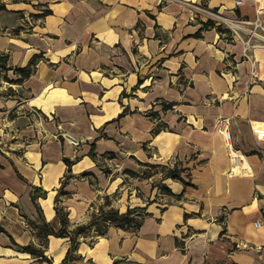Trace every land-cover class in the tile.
Returning <instances> with one entry per match:
<instances>
[{"label":"crops","instance_id":"obj_1","mask_svg":"<svg viewBox=\"0 0 264 264\" xmlns=\"http://www.w3.org/2000/svg\"><path fill=\"white\" fill-rule=\"evenodd\" d=\"M235 1L0 0L12 67L0 72V264H264V138L253 131L264 47L252 79L241 42L193 7L254 16L253 0ZM31 58L25 78L5 79ZM226 117L233 160L216 126ZM156 162H177L188 183L137 170ZM118 167L142 176L119 198V212L143 214L139 227L108 224L89 241L92 225L64 261L70 237L44 225L87 224L120 188Z\"/></svg>","mask_w":264,"mask_h":264},{"label":"built area","instance_id":"obj_2","mask_svg":"<svg viewBox=\"0 0 264 264\" xmlns=\"http://www.w3.org/2000/svg\"><path fill=\"white\" fill-rule=\"evenodd\" d=\"M241 2L242 0H236L235 5ZM253 6L255 14L251 19L242 16L228 17L217 10L206 8L202 5L193 6L205 13L207 18L214 19L215 25L222 27L220 34L225 37V40H239L241 42V54L243 59L249 62L252 79L256 78L257 75L256 60L253 52L258 47H264V22L262 19V15H264V0H253ZM216 126L225 140L227 154H229L231 160L235 159L237 154H235L232 146L229 118H219ZM253 131L259 137L264 138V123H255ZM65 137H67L72 145H78L79 141L71 135H66Z\"/></svg>","mask_w":264,"mask_h":264},{"label":"trees","instance_id":"obj_3","mask_svg":"<svg viewBox=\"0 0 264 264\" xmlns=\"http://www.w3.org/2000/svg\"><path fill=\"white\" fill-rule=\"evenodd\" d=\"M3 5L0 4V7H2ZM213 10H216L215 8ZM44 13L49 12V10H43ZM214 24V19L208 17V19H206V21H204L203 23V27L208 28L209 26H213ZM217 26L218 30H222V27L219 25H215ZM7 55L3 52H0V72L4 71L6 72L8 69H11L10 67L7 66ZM35 67V61L31 58L30 61L23 67H13V70L18 72L20 77L13 79V78H9L7 77V75H5V79L7 81H11V80H22L23 78H25V76H27L29 73H31L33 71ZM163 107H167V105L163 102ZM91 155L93 156V153H91ZM67 165H68V170L70 169V165L71 162L69 159L64 158ZM145 165H148L149 167H158L160 166L159 170H153L152 172H147L143 170V173L145 175H151V174H155L158 171H162L163 172V177H173V178H178L183 180V178L181 177V172L183 170H185V168H182L181 166H177V162H175L173 165H168V164H164V163H145ZM131 172L136 174V171L129 169ZM185 183H188V181H184ZM36 192H38L40 195H43L45 192H41L39 191L37 188H35L33 194H32V199L33 202H35V198H36ZM37 205V203H36ZM37 208L39 209V207L37 206ZM136 208H131L129 207L128 209H126V211L124 212H119L116 208H108V209H104V208H100L99 209V213L98 215L92 217L87 224H81V225H76L75 228H73V230H67L64 227L59 228V231H55L52 227H50L49 225L45 224L44 225V231L46 234H55V235H62V236H69L70 237V244H71V248L67 251V254L64 257V261L66 260V258L77 248L78 246V239L77 236L79 233L81 232H85L87 229V227L94 225L95 223L99 220H103L104 221V225H108V224H114L123 228H133V229H137V227H139L141 220L143 218V214L140 213H136L135 212ZM98 231V230H97ZM100 232V231H98ZM103 233V232H101ZM98 233V234H101ZM24 249H26L29 252H34L37 253L38 255H41V250L38 248H35L33 246H29V245H25Z\"/></svg>","mask_w":264,"mask_h":264},{"label":"rangeland","instance_id":"obj_4","mask_svg":"<svg viewBox=\"0 0 264 264\" xmlns=\"http://www.w3.org/2000/svg\"><path fill=\"white\" fill-rule=\"evenodd\" d=\"M159 163H162V162H159ZM105 170V172H111V167L106 165L103 167ZM159 170L160 169V166L154 168V167H149L148 165H140L139 167H137V170L138 171H149V172H152L153 170ZM114 176L113 177H116V180L119 181V186L120 188H116L114 190V192H112L110 195H103V204L105 205L104 206V209H108V207L106 206V204H108L110 207L109 208H116L118 211H119V205L120 203L123 201V200H119L120 198V193L123 192V191H127L129 189H133V188H137V185L135 184L138 180L141 179V175L136 171V174L131 172L128 169H125V168H122V167H118L117 170H114ZM114 203L115 207L112 206V204ZM90 227H87V229H85L87 232V230H90ZM106 228H107V225H104V221L101 219L99 221H97L95 223V226H94V229L97 231H100V232H94V231H89V233L87 234V237H89V241L93 239V236L95 234H98V233H101V232H106Z\"/></svg>","mask_w":264,"mask_h":264},{"label":"bare ground","instance_id":"obj_5","mask_svg":"<svg viewBox=\"0 0 264 264\" xmlns=\"http://www.w3.org/2000/svg\"><path fill=\"white\" fill-rule=\"evenodd\" d=\"M231 171L234 172V173H239L240 172V168H238L237 166H235V167L233 166ZM122 208H124V205H122Z\"/></svg>","mask_w":264,"mask_h":264}]
</instances>
